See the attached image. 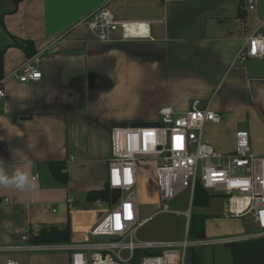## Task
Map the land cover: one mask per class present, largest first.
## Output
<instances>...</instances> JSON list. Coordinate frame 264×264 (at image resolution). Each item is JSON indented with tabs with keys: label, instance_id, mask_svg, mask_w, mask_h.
Wrapping results in <instances>:
<instances>
[{
	"label": "crops",
	"instance_id": "obj_1",
	"mask_svg": "<svg viewBox=\"0 0 264 264\" xmlns=\"http://www.w3.org/2000/svg\"><path fill=\"white\" fill-rule=\"evenodd\" d=\"M255 5L247 11L243 0H22L18 6L3 0L0 249L35 245L33 231L49 227H69L70 242L91 241L92 227L108 211L110 197L90 194L107 187L114 129L159 125L164 108L183 114L194 100L211 101L222 121L205 127L206 142L232 153L236 134L247 131L253 153L264 156V59L234 65L246 39L264 34V0ZM103 7L117 20L143 24L146 36L124 40L119 30L113 42H100L83 21ZM27 42L42 54L43 78L24 84L13 73L32 57L22 46ZM52 163L64 167L65 180L53 175ZM144 175L159 205L157 163H140V190ZM210 206L204 239L256 232L246 233L239 219L216 217ZM195 250L202 264H233L228 245ZM9 260L70 264V254L0 252V264Z\"/></svg>",
	"mask_w": 264,
	"mask_h": 264
},
{
	"label": "built area",
	"instance_id": "obj_2",
	"mask_svg": "<svg viewBox=\"0 0 264 264\" xmlns=\"http://www.w3.org/2000/svg\"><path fill=\"white\" fill-rule=\"evenodd\" d=\"M247 11L255 10V0H243ZM83 24L92 30L103 43L114 41L115 33L123 32V39L144 38L147 29L143 24L129 23L115 18L103 7L89 15ZM251 59H264V34L250 35L238 51L234 65L245 64ZM43 57L37 53L27 59L13 76L24 84L42 80ZM0 89V97H4ZM212 102L192 101L186 113L178 114L171 108L160 111L158 126L123 127L114 129L112 156L109 160L107 187L111 206L105 216L90 231L91 241L61 244H38L24 247L2 248L0 252L42 251L67 252L70 264H188L189 251L212 244L230 245L238 242L264 239V156L253 153L250 134H236V149L223 153L205 140V127L219 124L222 116L211 109ZM143 161L157 163L156 187L159 208L148 219L141 220L139 166ZM202 186L213 195L226 200V216L242 218L251 216L256 232L244 236L208 241L190 239L191 209L173 211L170 202L183 191L195 194ZM121 195L113 203L112 192ZM103 202V201H101ZM70 212H76L75 201L68 199ZM169 213L186 218L187 229L181 241L140 240L139 230L159 214ZM39 230L32 234L38 236ZM107 237V240H96ZM8 264H18L9 260Z\"/></svg>",
	"mask_w": 264,
	"mask_h": 264
},
{
	"label": "trees",
	"instance_id": "obj_3",
	"mask_svg": "<svg viewBox=\"0 0 264 264\" xmlns=\"http://www.w3.org/2000/svg\"><path fill=\"white\" fill-rule=\"evenodd\" d=\"M16 6L22 0H14ZM3 0H0V4ZM29 57L36 54L33 45L30 42L22 45ZM4 52H0V80L4 76L3 67ZM64 169V167H63ZM62 165L51 164V170L55 177L60 178L61 176L66 178V174L62 173ZM110 190L109 187L102 191H95L90 194V198L93 200L104 198L109 199ZM211 201V195L198 185L194 194L193 204L197 207L207 208ZM206 220L207 216L197 217L195 213L191 212V221L189 227V237L191 239H204L206 235ZM38 244H61L70 242V228H58L49 227L42 228L38 234L37 239L34 240ZM232 252L233 264H264V239L238 242L228 245ZM189 264H202V257L200 253L194 249L189 251Z\"/></svg>",
	"mask_w": 264,
	"mask_h": 264
},
{
	"label": "rangeland",
	"instance_id": "obj_4",
	"mask_svg": "<svg viewBox=\"0 0 264 264\" xmlns=\"http://www.w3.org/2000/svg\"><path fill=\"white\" fill-rule=\"evenodd\" d=\"M147 176L144 175V182L141 184V190L139 193L140 197V212L141 220L148 219L153 215L159 208V205L155 201V194L152 191V183L147 182ZM211 195V212H218L216 217L223 218L225 220L226 210L223 205L225 199L222 195H213L212 192H209ZM193 197L189 190L183 191L180 193L174 200L170 202V208L173 211L185 212L189 209L197 217L206 216L207 211L204 208L195 206L193 204ZM104 207L107 209H112L111 206L104 204ZM210 213V212H208ZM226 216V217H225ZM230 218V217H227ZM251 217L245 218H236L235 222L239 223L247 232H253L257 230L256 224L252 223ZM229 223V222H227ZM231 226H235L234 222H231ZM187 221L186 218L182 215L163 213L155 216L150 219L138 232V238L140 240H159V241H177L183 240L186 235ZM190 238V237H189ZM191 239V238H190ZM58 253V252H57Z\"/></svg>",
	"mask_w": 264,
	"mask_h": 264
},
{
	"label": "water",
	"instance_id": "obj_5",
	"mask_svg": "<svg viewBox=\"0 0 264 264\" xmlns=\"http://www.w3.org/2000/svg\"><path fill=\"white\" fill-rule=\"evenodd\" d=\"M151 126H158L157 124L155 125H141V124H135L133 125V127H151ZM121 195V192L119 190H115L112 192V200H113V203H115L119 197ZM108 238L107 237H99V238H96V240H107Z\"/></svg>",
	"mask_w": 264,
	"mask_h": 264
},
{
	"label": "clouds",
	"instance_id": "obj_6",
	"mask_svg": "<svg viewBox=\"0 0 264 264\" xmlns=\"http://www.w3.org/2000/svg\"><path fill=\"white\" fill-rule=\"evenodd\" d=\"M19 179H20L21 184H23V183L27 180V177L24 176V175H21V176L19 177Z\"/></svg>",
	"mask_w": 264,
	"mask_h": 264
}]
</instances>
